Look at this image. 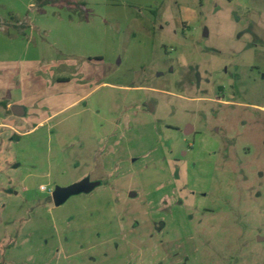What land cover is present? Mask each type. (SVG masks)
<instances>
[{
	"label": "rangeland",
	"instance_id": "1",
	"mask_svg": "<svg viewBox=\"0 0 264 264\" xmlns=\"http://www.w3.org/2000/svg\"><path fill=\"white\" fill-rule=\"evenodd\" d=\"M0 264H264V0H0Z\"/></svg>",
	"mask_w": 264,
	"mask_h": 264
},
{
	"label": "water",
	"instance_id": "2",
	"mask_svg": "<svg viewBox=\"0 0 264 264\" xmlns=\"http://www.w3.org/2000/svg\"><path fill=\"white\" fill-rule=\"evenodd\" d=\"M12 112L16 116H22L25 114L24 108L21 106H13ZM102 182L99 180H91L90 177H86L78 182H75L69 186H57L52 192V199L56 207L62 206L65 204L71 197L81 195V194H90L96 188L101 186ZM132 197L136 196L135 193L131 194Z\"/></svg>",
	"mask_w": 264,
	"mask_h": 264
},
{
	"label": "crops",
	"instance_id": "3",
	"mask_svg": "<svg viewBox=\"0 0 264 264\" xmlns=\"http://www.w3.org/2000/svg\"><path fill=\"white\" fill-rule=\"evenodd\" d=\"M97 58H100V57H97ZM134 89H139L140 87H138V86H134L133 87ZM33 131V129H29V130H27L26 131V133H30V132H32ZM92 180V179H91ZM102 182V181H101Z\"/></svg>",
	"mask_w": 264,
	"mask_h": 264
},
{
	"label": "built area",
	"instance_id": "4",
	"mask_svg": "<svg viewBox=\"0 0 264 264\" xmlns=\"http://www.w3.org/2000/svg\"><path fill=\"white\" fill-rule=\"evenodd\" d=\"M41 190H42V191H48L49 189L47 188V186L42 185V186H41Z\"/></svg>",
	"mask_w": 264,
	"mask_h": 264
},
{
	"label": "trees",
	"instance_id": "5",
	"mask_svg": "<svg viewBox=\"0 0 264 264\" xmlns=\"http://www.w3.org/2000/svg\"><path fill=\"white\" fill-rule=\"evenodd\" d=\"M41 1V0H40ZM47 3H50L49 1Z\"/></svg>",
	"mask_w": 264,
	"mask_h": 264
},
{
	"label": "flooded vegetation",
	"instance_id": "6",
	"mask_svg": "<svg viewBox=\"0 0 264 264\" xmlns=\"http://www.w3.org/2000/svg\"><path fill=\"white\" fill-rule=\"evenodd\" d=\"M186 133H187V131H186ZM102 184H103V183H102ZM102 184H101V185H102Z\"/></svg>",
	"mask_w": 264,
	"mask_h": 264
}]
</instances>
